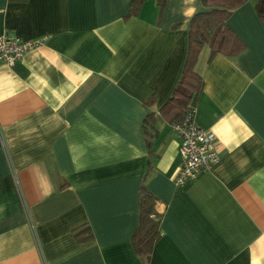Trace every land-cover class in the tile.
<instances>
[{"label": "crops", "instance_id": "crops-1", "mask_svg": "<svg viewBox=\"0 0 264 264\" xmlns=\"http://www.w3.org/2000/svg\"><path fill=\"white\" fill-rule=\"evenodd\" d=\"M0 0V35L44 38L0 65V264H264V23L255 0L226 23L235 56L203 46L196 123L220 160L183 184L160 113L201 0ZM141 184L160 236L135 251ZM89 227L79 241L75 232Z\"/></svg>", "mask_w": 264, "mask_h": 264}, {"label": "trees", "instance_id": "trees-1", "mask_svg": "<svg viewBox=\"0 0 264 264\" xmlns=\"http://www.w3.org/2000/svg\"><path fill=\"white\" fill-rule=\"evenodd\" d=\"M246 0H201L207 10L193 15L190 22L188 52L178 84L160 113L171 124L184 117L187 105L193 104L201 94L204 81L195 66L203 46L209 47L207 60L216 53L235 56L244 50L245 44L226 23L229 13ZM143 0H130L128 15L137 14ZM161 16L165 0H158ZM255 11L264 23V0H255ZM156 198L145 185L138 191V225L132 235L136 253L149 262L152 248L160 236V214L155 209ZM79 241L91 238L89 227L75 232Z\"/></svg>", "mask_w": 264, "mask_h": 264}, {"label": "built area", "instance_id": "built-area-1", "mask_svg": "<svg viewBox=\"0 0 264 264\" xmlns=\"http://www.w3.org/2000/svg\"><path fill=\"white\" fill-rule=\"evenodd\" d=\"M44 38L23 39L9 31L0 35V65L11 66L23 55L43 44ZM196 107L190 102L180 121L170 124L180 142V162L174 177L183 184L210 169L220 160V152L212 132L201 128L195 121Z\"/></svg>", "mask_w": 264, "mask_h": 264}]
</instances>
